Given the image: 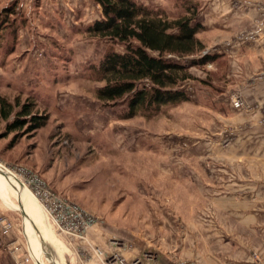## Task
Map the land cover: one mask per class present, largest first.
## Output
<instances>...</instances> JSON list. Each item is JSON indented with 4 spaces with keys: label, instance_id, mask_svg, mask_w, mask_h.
Masks as SVG:
<instances>
[{
    "label": "rangeland",
    "instance_id": "1",
    "mask_svg": "<svg viewBox=\"0 0 264 264\" xmlns=\"http://www.w3.org/2000/svg\"><path fill=\"white\" fill-rule=\"evenodd\" d=\"M55 1L0 0V13L15 6V16L8 20L9 23L15 20L14 26L19 29L12 53L7 52L12 41L11 29L0 32V94L11 101L19 97L21 103L28 99L35 103L39 114L49 115L44 128L22 136L13 145L10 144L13 134L3 137L4 124L0 122V170L11 173L31 193V180L42 181L57 195L81 208L95 223L86 234V241L71 238L61 234L39 207L43 211L40 222L54 239L50 240L36 222L35 228L28 227V206L23 192L0 176V264H91L92 258L98 263L88 244L105 255L117 252L127 262L139 259L142 264H159L163 259L166 264H198L200 254L209 255V245L217 251L218 263L225 264L230 251H246L249 264H264V243L256 236L240 240L243 235L233 221L234 210L221 207L230 201L242 202L249 204L247 210L257 213V204H264V171L251 167L245 177L242 175L245 170L237 168L235 161V166L226 170L228 163L213 156L215 150L226 152L233 148L238 137L248 131L244 126L226 125L218 115L223 111L224 116L229 104L237 112L252 110L239 91L227 95L223 88L233 67L234 45L256 39L244 30V19L235 16L234 11L255 8L259 0H230V14L222 17L226 27L218 26L215 31L200 24L203 16L196 0H134L162 9L171 17H178L192 7L194 22L202 27L197 34L204 46L202 56L217 57L203 67L189 68L192 79L179 85L187 102L163 107L150 120H131L140 127L136 135L139 140L150 135L183 139L178 141L179 145L171 146L181 150L191 147L188 139L203 140V153L207 157L198 165L204 176L217 175L208 178L217 183L218 189V194H210L217 195L219 201L218 225L211 226L218 230L216 242L199 241L197 233L187 230L189 226L182 224L176 215L184 211L177 208L180 202L199 200L192 189L194 185L179 178L182 172L177 171L176 161L171 163L175 172L170 178L161 175V162L176 159L177 150H173L174 158H168L157 151L156 145L146 148L142 143L141 153L130 155L127 140L134 136L131 121L115 120L120 109H103L94 98L93 91L99 85L88 81L86 68L96 64L111 48L121 51L107 41L78 34L79 29L100 16L101 8L88 0L84 15L81 8L71 17L72 13L66 9L62 13L50 11V4ZM211 44L215 46L209 48ZM234 96L242 100L241 109L233 107ZM263 108L264 105L260 107L259 124L264 128ZM114 122L122 124L121 127ZM10 179L15 182L13 177ZM206 195L202 193L203 203ZM155 201L171 207L156 208ZM211 216L214 217L213 212ZM205 227L208 226H202ZM100 228L112 234L107 237L105 250L90 239ZM49 241L58 243V248ZM182 253H188L189 257Z\"/></svg>",
    "mask_w": 264,
    "mask_h": 264
},
{
    "label": "trees",
    "instance_id": "2",
    "mask_svg": "<svg viewBox=\"0 0 264 264\" xmlns=\"http://www.w3.org/2000/svg\"><path fill=\"white\" fill-rule=\"evenodd\" d=\"M103 18L79 29L78 34L92 40L107 41L121 51L109 49L96 64L86 68L89 82L98 84L93 95L103 109L117 110L115 120H150L163 107L188 101L179 85L191 80L189 68L203 67L217 57L203 55V44L197 38L202 27L194 22V10L186 8L178 17L164 10L137 4L134 0H93ZM193 11V12H192ZM15 6L0 13V32L11 29L8 53L18 43ZM188 60V61H185ZM49 120L39 114L30 100L11 101L0 94V122L3 137L13 134V145L19 138L35 134Z\"/></svg>",
    "mask_w": 264,
    "mask_h": 264
},
{
    "label": "crops",
    "instance_id": "3",
    "mask_svg": "<svg viewBox=\"0 0 264 264\" xmlns=\"http://www.w3.org/2000/svg\"><path fill=\"white\" fill-rule=\"evenodd\" d=\"M87 2L88 0H56L55 4H50L51 9L49 10L52 12L60 10L59 13H62V11L66 9L72 13L71 17H74V13L82 8L84 11L82 10L81 13L84 15L88 7ZM196 2L200 5L199 14L203 16L200 21L202 27L209 29V31H215L214 28L218 26L226 27V21H224L222 17L226 14H230L229 11L232 9L230 0H196ZM95 8L98 9V6H95ZM45 12L46 11L44 10V13ZM234 12L235 16H239L244 19V30L254 34L256 39L234 45L232 54V57L234 56L232 64L233 67L227 75V83L225 84V88H223V90L227 95H230L235 91H239L242 94L246 106L252 108V110L248 112H237L229 104L226 106L228 112L224 111V116L222 113L223 111L219 112V119L226 125L244 126L248 129V131L238 137L233 148L227 150L226 152L215 150L213 152L214 155H212L215 156L216 159H220L221 157L223 161L228 163L225 165L226 170L229 168L232 169V167L235 166V161L237 168L245 170L242 175L248 177V171L251 167H259L264 171V128L259 124L261 117L260 107L264 105V0H259L255 8H241L239 10L236 9ZM99 14L100 16L92 22L103 18L101 12ZM238 26L242 28L241 25ZM216 40L219 39L216 38ZM214 42L215 41L213 40L212 44H214ZM212 44L209 45V48L215 46H212ZM219 119L217 121H219ZM115 125L121 127L122 124L115 123ZM129 125H131L130 130L133 131L134 134L132 138L129 137V140H127V143H129L130 155H135L138 151L141 153L143 145H145L146 148L156 145L158 147L157 151H159L162 155L164 153L168 158H174L173 150H177L176 159H167L161 162V175L170 178L175 172V166L171 163H175L174 161H176L177 171L182 172L179 173V178L187 180V182L191 183L190 185H194L192 189L198 193L199 200H193L187 203L180 202L177 205V208L180 210L183 209L184 211L177 212L176 215H178L177 217L179 220L181 219L180 221L182 224L189 226V229L187 230H190L195 234L197 233L199 241L201 239H204V241L208 240V242L218 241V230L216 227L212 228L211 226L218 225L217 215L219 201H217V195H210L218 194V189L216 182L212 183V181L208 180V178L216 177L217 175L210 173L204 176L198 165L203 162L205 157H207L203 153V140L201 142L198 140L191 142V139H188L187 144L191 146L190 148H187V150H181L180 148L176 149L174 147L175 149H173L171 146H175V144L179 143L178 141L183 139H160L154 138L149 134L150 136L143 137L139 140L136 136L138 128H140L139 125H137V122L134 121H131ZM141 129H143V127ZM142 143L143 145L140 147ZM126 150H124V152ZM150 150L154 151L152 148H150ZM207 155L208 158H211L209 157L211 154ZM226 186L229 187L230 184L226 183ZM203 192L207 194V198L204 203L200 200ZM153 203H155L156 208L161 207L168 209V207H171L166 206L162 202L158 203L155 201ZM160 204L162 206H159ZM225 206L226 208L234 210L235 218H233V221H235V224L239 226L241 234L243 235L240 240L248 241L253 238V236H256L257 239L261 241V244L264 243V204H257V213L247 210L250 208L248 203L244 204L242 202L230 201L226 205L221 204L222 208H225ZM207 210L209 217L206 213ZM203 212H205L204 216H202ZM212 212L215 218L211 216ZM162 215L164 214L162 213ZM157 217H159L158 214ZM202 226L208 227L202 228ZM109 236H112V234L108 230L100 228L96 235L94 233L90 235V239L92 243L97 245L102 250H105L107 249L106 240ZM113 237H116V235L113 234ZM235 239L238 240V236L235 237ZM207 251L209 254L208 256H205V253L203 256L200 254L201 259L198 264H217V251L214 246L212 249L211 245H209V247H207ZM200 252L204 251L200 250ZM245 252L246 251H230L229 253L232 254L225 256V264H249L248 257ZM182 255L189 257L188 253H182ZM203 258L210 259L206 260ZM90 263L98 264L94 258L90 260ZM159 264H166V260L163 259ZM218 264L223 263L219 262Z\"/></svg>",
    "mask_w": 264,
    "mask_h": 264
},
{
    "label": "built area",
    "instance_id": "4",
    "mask_svg": "<svg viewBox=\"0 0 264 264\" xmlns=\"http://www.w3.org/2000/svg\"><path fill=\"white\" fill-rule=\"evenodd\" d=\"M232 105L241 109L244 105L238 96L232 99ZM264 113V108H263ZM264 121V120H263ZM32 195L42 206L48 220L65 236L86 241V234L95 221L77 205L57 195L49 186L38 179L31 180ZM99 264H142L139 259L127 262L123 257L113 252L105 255L103 251L88 244Z\"/></svg>",
    "mask_w": 264,
    "mask_h": 264
},
{
    "label": "bare ground",
    "instance_id": "5",
    "mask_svg": "<svg viewBox=\"0 0 264 264\" xmlns=\"http://www.w3.org/2000/svg\"><path fill=\"white\" fill-rule=\"evenodd\" d=\"M4 171V170H3ZM2 170H0V176L2 178H4L5 180H7L8 182H11L14 186L18 187L21 189V191L24 194V199L26 201L25 204H27V213L28 215L26 216V224L28 225V227L30 228H35V222L37 224V226H39L43 233L50 239L52 240L53 237L51 234H49V232L47 231L48 229L46 227H44V225L41 224L40 220L42 221V215L41 213L43 211L40 210V208L42 207L38 201L34 198V196L32 195V193L27 189V187L19 180L16 179L15 176H13L11 173L9 174V172L5 171L3 172ZM13 177L15 182L13 180H11L10 178ZM30 197L33 198L30 200ZM30 200V201H29ZM39 206H38V205ZM40 207V208H39ZM22 213V212H21ZM23 214V213H22ZM24 217V216H23ZM38 233V232H37ZM37 237L39 238V241H41L40 237L37 235ZM54 240V239H53ZM50 243H52L54 246H56V248H58L59 244L49 241ZM41 244L42 241H41ZM58 251V250H57Z\"/></svg>",
    "mask_w": 264,
    "mask_h": 264
},
{
    "label": "water",
    "instance_id": "6",
    "mask_svg": "<svg viewBox=\"0 0 264 264\" xmlns=\"http://www.w3.org/2000/svg\"><path fill=\"white\" fill-rule=\"evenodd\" d=\"M24 216V214H22Z\"/></svg>",
    "mask_w": 264,
    "mask_h": 264
}]
</instances>
